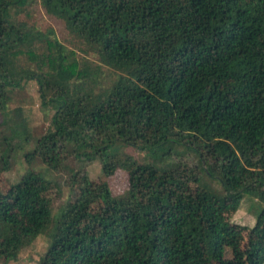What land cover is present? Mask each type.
I'll use <instances>...</instances> for the list:
<instances>
[{"label": "trees", "instance_id": "1", "mask_svg": "<svg viewBox=\"0 0 264 264\" xmlns=\"http://www.w3.org/2000/svg\"><path fill=\"white\" fill-rule=\"evenodd\" d=\"M27 1L0 0V112L10 87L36 82L51 127L24 158L57 172L71 152L65 183L77 193L52 215L57 184L31 169L0 191L2 262L44 234L42 264H264V0H40L121 72L97 92L71 50L14 18ZM5 139L0 172L13 150ZM117 143L151 152L183 144L195 161L138 162ZM94 160L104 177L125 171L123 193L89 179ZM244 195L259 202L250 227L223 215ZM231 226L245 228L246 247L226 257Z\"/></svg>", "mask_w": 264, "mask_h": 264}, {"label": "rangeland", "instance_id": "2", "mask_svg": "<svg viewBox=\"0 0 264 264\" xmlns=\"http://www.w3.org/2000/svg\"><path fill=\"white\" fill-rule=\"evenodd\" d=\"M16 20L32 24L35 28L45 33L49 38L56 39L66 49L73 52V57L80 66L85 67L87 76L86 84L91 86L95 92L110 86L121 74L117 69L103 64L98 54L84 42L70 35L62 19L47 14L40 0H28L26 4L12 11ZM36 51L44 48V44L36 43ZM38 87L34 80H23L19 84L9 88L7 92L5 114L0 112V138L6 136L4 141L12 145L9 155V169L0 172V191H5L11 184L18 181L20 176L28 169L39 172L46 179H51L57 185L49 192L51 200L52 215L57 210L72 200L77 191L65 183L66 178L76 167V161L71 152L65 153L62 167L59 171H51L38 159H32L27 163L25 153L32 150L35 139L51 127V116L53 109L49 104H42ZM6 115V116H5ZM6 118V122L4 121ZM22 132L27 134L24 139ZM70 138V137H69ZM4 147V144H3ZM113 149L121 155H130L138 162H149L156 160L161 167L171 165L173 161L184 159L194 164V157L190 150L183 144L171 143L165 149L151 151H140L132 146H113ZM85 171L93 183L106 181L113 195H120L127 187V175L125 171L117 169L112 175L104 177L101 171V163L94 160L87 164ZM215 190H220L219 185L212 179L203 177ZM99 199L92 203V207L99 203ZM259 208V202L251 195H244L238 202L237 209L232 212L228 210L223 213L224 218L231 223L250 227L254 222V216ZM233 225V224H231ZM235 226V225H234ZM238 227V228H236ZM230 227L226 237L230 242L224 246L226 257L242 255L246 247L245 228L240 226ZM48 245V239L44 234H39L29 245L21 248L15 260L0 264H42L40 259Z\"/></svg>", "mask_w": 264, "mask_h": 264}]
</instances>
